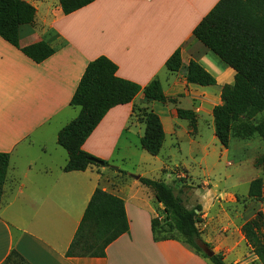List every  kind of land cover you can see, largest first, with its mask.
<instances>
[{
  "label": "crops",
  "instance_id": "crops-1",
  "mask_svg": "<svg viewBox=\"0 0 264 264\" xmlns=\"http://www.w3.org/2000/svg\"><path fill=\"white\" fill-rule=\"evenodd\" d=\"M25 1L36 13L33 23L21 28L19 46L43 41L54 52L35 63L0 38V153L9 155L0 204V264L12 250L29 264H211L180 241L153 240L151 219L162 206L150 188L137 178L132 185L120 179L115 184L103 175L106 169L121 174L109 161L128 132L133 102L110 109L82 146L109 167L64 172L67 153L57 144V133L78 115L71 97L88 63L99 56L117 66L118 77L142 87L154 78L172 86L178 83L173 76L184 78V69H165L177 49L183 66L194 61L212 75L210 51L192 31L219 0H94L69 15L58 0ZM229 78L233 81L234 71L223 67L220 80ZM97 188L124 201L129 230L102 258L66 257ZM263 198L258 202L264 215ZM246 255L238 264H260L250 248Z\"/></svg>",
  "mask_w": 264,
  "mask_h": 264
},
{
  "label": "trees",
  "instance_id": "trees-1",
  "mask_svg": "<svg viewBox=\"0 0 264 264\" xmlns=\"http://www.w3.org/2000/svg\"><path fill=\"white\" fill-rule=\"evenodd\" d=\"M94 0H58L64 15H69ZM35 8L25 0H0V38L19 49L35 63H41L53 54L46 42L26 47L19 46L20 30L31 25ZM208 51L234 71L231 84H224L220 103L212 109L214 136L224 148L231 139L258 137L264 142V0H219L192 31ZM169 73L184 69L186 84L200 87L216 86V79L202 66L190 61L183 66L181 51L177 49L165 62ZM117 66L104 56H99L86 66L71 97L70 106L78 108V115L57 133V144L67 153L64 172H82L90 166L109 167L108 162L82 149L106 113L120 105L132 103L139 93L147 102L177 103L176 97L164 94L161 82L154 78L142 87L116 75ZM176 117L188 122L196 130L195 113L190 109H175ZM144 124L140 148L157 156L165 140L158 114L144 108ZM9 166V155L0 153V204ZM253 166L264 172V152L253 161ZM125 174L123 171H120ZM138 182L152 190L155 200L162 206L164 220L151 219L154 241L177 240L190 247L195 254L211 264H227L224 257L214 253L207 257L203 247L209 248L201 238L198 224L201 210L187 208L173 189L160 180L136 177ZM264 194L263 179L249 183L247 197L260 201ZM129 230L124 201L99 188L93 192L81 222L69 244L66 257L102 258L106 248ZM241 234L253 255L264 264V215L261 210L245 221ZM2 264H29L18 252L12 250Z\"/></svg>",
  "mask_w": 264,
  "mask_h": 264
},
{
  "label": "rangeland",
  "instance_id": "rangeland-1",
  "mask_svg": "<svg viewBox=\"0 0 264 264\" xmlns=\"http://www.w3.org/2000/svg\"><path fill=\"white\" fill-rule=\"evenodd\" d=\"M208 54L206 59L212 66V75L217 78L216 81L219 80L218 84L189 86L178 74L171 78L178 80L176 85H161L167 96L177 98L175 105H154L145 101L143 96H137L127 123L128 132L124 133L109 161L125 174L106 169L103 175L115 184L120 179L132 185L139 175L163 181L187 208L200 207L198 229L209 249L221 254L227 264H238V257H246L249 251L240 231L241 225L260 209V202L249 199L247 192L252 180L264 176L261 169L253 166L254 159L264 152V142L258 137L245 140L233 138L228 148H224L215 138L211 112L220 103L222 85L233 81L230 78L224 82L220 80L223 67L227 66L213 53ZM177 107L195 113V131L187 121L176 118ZM144 108L158 113L166 133L157 156L149 155L139 146L144 131L141 120ZM7 199L8 196L4 201ZM156 213L155 217L162 222V208Z\"/></svg>",
  "mask_w": 264,
  "mask_h": 264
},
{
  "label": "water",
  "instance_id": "water-1",
  "mask_svg": "<svg viewBox=\"0 0 264 264\" xmlns=\"http://www.w3.org/2000/svg\"><path fill=\"white\" fill-rule=\"evenodd\" d=\"M203 253L207 256V257H212L214 255L213 251H211L209 248L207 247H203Z\"/></svg>",
  "mask_w": 264,
  "mask_h": 264
}]
</instances>
